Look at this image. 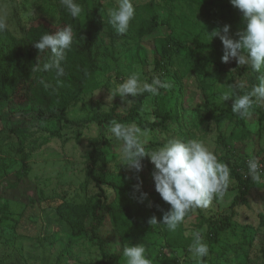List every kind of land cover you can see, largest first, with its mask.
I'll return each mask as SVG.
<instances>
[{"label":"rangeland","instance_id":"1","mask_svg":"<svg viewBox=\"0 0 264 264\" xmlns=\"http://www.w3.org/2000/svg\"><path fill=\"white\" fill-rule=\"evenodd\" d=\"M136 8L125 38H116L117 31L108 23V9L116 0H87L83 23L97 35L95 56L101 85L80 97L68 110L64 120L45 121L30 115L35 103L17 108L10 118L2 117L0 102V264H97L101 259L98 244L88 237L76 238L61 219L59 207L64 202L89 203L101 207V223L97 233L109 251L123 246L119 233L103 205L115 196L112 183L121 175L128 186L138 184L147 192L155 190L150 158L142 160L137 172L120 163L119 146L107 138V128L91 121L95 115L117 110L128 113L138 104L141 119L146 123L159 121L155 110L160 97L148 93L128 99L113 97L117 86L130 74L138 73L142 81L153 76L170 83L166 102L174 119L167 127L143 129L146 149L154 150L170 138L199 139L231 167L247 171V161L255 156L264 166V119L259 113L247 119L237 115L218 122L223 109H232L234 97L223 102L221 94L229 85H243L237 92L249 91V77L254 73L239 66L235 59L224 63L223 44L219 37L210 42L206 32L230 25L235 37L244 28L242 13L230 0H205L202 6L183 0H133ZM155 14L158 26L152 33L139 37L133 29L141 18ZM44 17L57 22L55 0H0V20L15 36H23L31 21ZM113 36V37H112ZM168 40L169 52L158 66V39ZM211 47L200 51L197 41ZM109 97V101L107 100ZM264 112V103H258ZM211 115L204 120L205 116ZM139 121L128 122L124 124ZM231 175V184L224 199H216L207 209H195L183 223L177 237L158 234L149 257L152 264H162L156 257L167 256L171 264H197L188 247L192 233L199 231L209 246V256L201 264H264V183L252 179L246 202L237 203L234 215L231 205L239 196V184ZM226 220L227 228L217 238L211 236L214 226ZM97 219L89 218L91 227ZM157 232L162 227L157 226ZM127 246V245H126ZM122 264H126L123 256Z\"/></svg>","mask_w":264,"mask_h":264},{"label":"clouds","instance_id":"2","mask_svg":"<svg viewBox=\"0 0 264 264\" xmlns=\"http://www.w3.org/2000/svg\"><path fill=\"white\" fill-rule=\"evenodd\" d=\"M230 3L242 13L245 23L243 29L230 35V25L206 32L209 42L219 37L223 44L222 62L227 63L235 59L239 66H247L251 72L257 74V84L243 95L237 89L243 85H229V91L221 94L223 102L234 97L231 112L241 119L249 118L258 103H264V0H230ZM60 4L73 18H78L83 12V6L78 0H60ZM108 23L118 34L129 30L130 23L136 14L133 0H116V6L108 9ZM6 28L0 20V31ZM75 34L71 24L56 30L46 32L34 43L39 54H47L43 63L37 56V62L32 72H54L57 83L65 76L63 63L73 48ZM41 84L48 89L50 84L41 80ZM170 83L153 76L150 82L142 81L138 73L130 74L115 89L113 97L119 95L128 105L134 100L128 99L150 93L158 95L161 89H168ZM109 101V97H107ZM107 138H112L119 146L120 163L128 165L137 172L143 168L142 160L150 158L154 165L152 177L155 191L162 200L170 205L163 212L158 221L153 215L148 223L151 226L163 224L170 232H175L186 216L195 209H207L214 200L224 199L231 184L229 166L222 162L212 148L199 139L182 140L170 138L162 146L154 150H147L146 133L135 123L124 124L112 120L107 128ZM247 174L257 183H264V166L252 156L247 161ZM140 185H137L139 189ZM147 193H141L140 202L147 198ZM151 202L149 207H151ZM159 207V206H157ZM191 258L201 264L209 256V246L201 232L192 233V242L188 247ZM126 264H152L146 256V248L142 243L130 244L123 249Z\"/></svg>","mask_w":264,"mask_h":264},{"label":"trees","instance_id":"3","mask_svg":"<svg viewBox=\"0 0 264 264\" xmlns=\"http://www.w3.org/2000/svg\"><path fill=\"white\" fill-rule=\"evenodd\" d=\"M87 0H78L83 9ZM184 2L202 6L205 0H183ZM55 6L58 12L57 22L54 23L44 17H37L31 21L24 31L23 36H15L10 33L7 27L0 31V102L3 105L2 117L10 118L14 111L20 107H28L35 103L37 110H31L30 115L45 121L64 120L72 126L76 124L68 118V110L74 106L80 97L88 92L94 91L101 85L99 80V68L95 56V46L97 42L96 32L88 28L83 23V12L80 17L73 18L70 13L60 4V0H55ZM84 11V10H83ZM154 16L151 19L141 18L134 23L133 29L139 37H144L153 32L158 26V18ZM71 24L75 34L72 50L68 53L66 61L63 63L65 76L60 78L57 83L54 72H32L34 64L37 62L39 50L34 47L37 41L46 32H55L56 30ZM117 39L125 38L126 34H116ZM113 37V36H112ZM211 47L208 42L197 41L196 49L203 51ZM159 53L158 66L162 65L164 58L169 52L168 40L158 39ZM47 54H39L41 63L46 59ZM257 74L249 77V90L258 83ZM43 80L51 87L45 89L40 81ZM148 93L141 95L144 98ZM160 102L155 113L159 121L146 123L141 119V104H138L128 113H120L117 110L103 112L91 118L98 125L103 126L112 120L121 123L139 121L138 126L143 129L153 127H167V122L174 119L171 108H168L166 102V91L161 89L158 94ZM254 111L259 113L260 119H264V112L257 107ZM230 110L223 109L217 118L218 122L227 117H232ZM211 115L205 116L204 120ZM231 173L239 184V196L231 205L230 212L234 215L236 204L246 202L247 194L252 189L251 177L244 169L231 167ZM115 189L114 198L103 205L113 226L119 233V239L123 246L120 251H109L103 245V240L97 233L101 223L100 209L97 204L91 206L89 203L73 204L64 202L59 207L61 219L70 227L71 233L76 237H88L93 243L98 244L101 250V259L97 264H122L123 249L130 244L142 243L146 248V255L151 256L152 247L158 241L159 233L171 234L177 233L175 237L182 233L183 223L180 224L175 232L167 230L163 224L151 226L148 220L155 215L160 221L164 211L170 208V205L162 200L160 195L154 190L147 192L142 187L128 186L123 176H119L113 183ZM141 193H147V198L140 202ZM151 202L152 206L149 207ZM159 206V207H157ZM193 215L190 212L186 219ZM93 216L97 219L91 227L88 226L89 218ZM185 219V220H186ZM224 217L211 232L213 238H217L220 233L228 227ZM162 227V231L157 232V226ZM162 264H171L167 256L158 254L156 256ZM177 264H182L181 259Z\"/></svg>","mask_w":264,"mask_h":264}]
</instances>
